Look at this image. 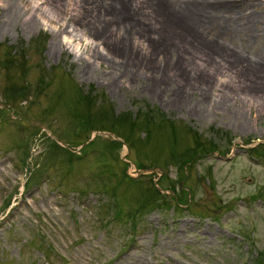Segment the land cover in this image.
Listing matches in <instances>:
<instances>
[{
    "label": "rangeland",
    "instance_id": "374dc122",
    "mask_svg": "<svg viewBox=\"0 0 264 264\" xmlns=\"http://www.w3.org/2000/svg\"><path fill=\"white\" fill-rule=\"evenodd\" d=\"M53 1H0V264H264V96L177 29L115 51L94 0Z\"/></svg>",
    "mask_w": 264,
    "mask_h": 264
},
{
    "label": "bare ground",
    "instance_id": "6f19581e",
    "mask_svg": "<svg viewBox=\"0 0 264 264\" xmlns=\"http://www.w3.org/2000/svg\"><path fill=\"white\" fill-rule=\"evenodd\" d=\"M0 1L4 4L8 2ZM96 5L99 6L100 14L95 11ZM253 5H259L260 8H250ZM93 6L95 8L91 9L92 12L85 13L86 17L92 14L91 18H79L76 21L82 25L88 24L94 32L106 39L112 50L126 46L127 36L136 23L135 28L141 32L144 30L139 22L149 24L154 34L150 31L142 33L145 36L149 34L157 47L163 46L164 41L167 42L170 34L177 29L176 32L182 35L184 41L176 44L183 58L200 59L201 68L202 65L209 68L217 64L242 80V94L264 96V53L255 56L244 54L245 51L222 37L224 34H234L261 44L260 40L264 39L263 3L256 0H94ZM115 16L129 23L124 32L117 29L113 31L118 21ZM129 52L128 60L131 61L126 62L133 64L134 51L130 48ZM116 59L119 61L120 58ZM259 62H262V70ZM135 63L138 64V61ZM198 77L206 79L203 71Z\"/></svg>",
    "mask_w": 264,
    "mask_h": 264
},
{
    "label": "trees",
    "instance_id": "16d2710c",
    "mask_svg": "<svg viewBox=\"0 0 264 264\" xmlns=\"http://www.w3.org/2000/svg\"><path fill=\"white\" fill-rule=\"evenodd\" d=\"M139 109H141V112L143 111V106L142 105H140V107H139ZM84 125H85V128L87 129V127H88V125H89V123H88V119L87 120H84ZM74 158V159H77L78 157H80V156H74V155H72L69 159H70V161H71V158ZM43 170H45V169H40L39 171H38V173H37V176H34L33 174L31 175V177H34V178H37L38 179V177L40 176V174H39V172L42 174V171ZM35 172V171H34ZM30 177V178H31ZM29 178V179H30ZM37 179H35V182H37Z\"/></svg>",
    "mask_w": 264,
    "mask_h": 264
}]
</instances>
